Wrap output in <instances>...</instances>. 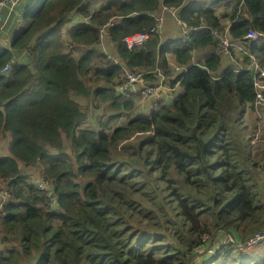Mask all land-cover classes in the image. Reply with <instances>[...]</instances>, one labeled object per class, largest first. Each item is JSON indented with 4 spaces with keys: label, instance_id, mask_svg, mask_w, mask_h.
Here are the masks:
<instances>
[{
    "label": "trees",
    "instance_id": "obj_1",
    "mask_svg": "<svg viewBox=\"0 0 264 264\" xmlns=\"http://www.w3.org/2000/svg\"><path fill=\"white\" fill-rule=\"evenodd\" d=\"M217 1L32 0L26 7L13 51L0 48V70L18 57L0 73V138L9 137L0 155V264H222L243 252L223 238L241 243L264 229V155L252 144L258 121L248 117L256 110L254 74L238 66L251 56L234 49L230 63L213 33L228 27L264 65V38H246L251 28L264 33V0H236L223 14ZM164 5L194 26L187 39L167 13L161 35L129 49L124 37L150 31ZM109 20L107 42L120 64L96 45ZM126 70L166 86L147 111L113 87ZM91 73V82L103 83H88ZM90 104L104 112L96 127L81 124ZM31 167L51 193L33 182ZM257 258L264 264L262 253Z\"/></svg>",
    "mask_w": 264,
    "mask_h": 264
},
{
    "label": "built area",
    "instance_id": "obj_2",
    "mask_svg": "<svg viewBox=\"0 0 264 264\" xmlns=\"http://www.w3.org/2000/svg\"><path fill=\"white\" fill-rule=\"evenodd\" d=\"M31 3L32 0H0V32L6 33L13 22H18L21 19L23 13L25 12L26 7L29 6ZM176 12L177 11L174 7H167L166 5H164L163 13L156 17V25H154L150 29V31L134 32L124 37L127 47L129 49L140 47L145 44L146 41L153 34L161 35L165 20L167 18V13L171 14L170 16L175 17L177 31L183 34L184 39L186 40L189 31L194 29V26L187 22L185 19L177 16ZM112 25V20H109L99 27L96 45L101 49H105V51L107 50V48L104 46L105 43H107L108 39L112 38L113 36L110 30V26ZM213 33L217 41V46L215 48L216 52L224 56L225 59L230 61V63H232L233 61L237 62L236 56L233 54L234 49L240 50L243 53H246L251 56V61L247 66H245L242 62H238V66L239 70H246L248 68L253 69L254 84L256 89L255 107L258 113L260 112V110H262V114L264 115V65L260 64L259 60L253 54L245 50L240 42H234L231 40L230 36L228 35V28H225V30H214ZM262 37L264 38V33L260 32L255 28L249 29L246 35V38L252 39H260ZM6 46L13 51V48L10 44H7L5 43V41L0 39V48H4ZM108 57L115 64H120L118 58H115L112 55H109ZM17 59V55L13 53L10 59L1 68L0 73L4 74L10 71L13 65L17 62ZM176 69H179V67L177 66ZM157 70L161 76L165 77L161 69ZM146 74V71L126 70L121 80L114 84L113 87L119 95L124 96L126 99L132 96H136L143 99L149 98L151 99L149 103L151 107H153L154 102L161 98L162 89H165L166 86L162 81L158 85H147L145 76ZM32 180L34 183H38V186L42 189H47L49 185L48 180L42 177V175L36 177L35 179L32 178ZM48 190L49 193H51V188ZM3 193L5 194V191ZM7 197H5L4 201L8 199ZM55 202L56 199L53 198L52 203ZM3 204L4 203L2 202L0 205V215L3 211ZM262 240H264V229H261L255 232L252 236L245 238L241 243H237L234 236L229 235L226 238H223V244L235 243L241 249L260 243Z\"/></svg>",
    "mask_w": 264,
    "mask_h": 264
},
{
    "label": "rangeland",
    "instance_id": "obj_3",
    "mask_svg": "<svg viewBox=\"0 0 264 264\" xmlns=\"http://www.w3.org/2000/svg\"><path fill=\"white\" fill-rule=\"evenodd\" d=\"M93 8L98 9L99 5H96ZM162 13H163V11H162ZM104 46L110 51H111V49L114 50V47H115V46H110V44L108 42L105 43ZM68 51H69V47L67 48V52ZM111 55L115 57V55H113L112 51H111ZM238 56H239V54H238ZM21 57L24 58V55L21 56ZM197 58H198V54H196L194 59L196 60ZM91 76H92V73L90 75H87L86 76V80H87L88 83L94 84L93 82H91V80H92ZM93 78L95 79L94 75H93ZM102 83H103V81H99V82L97 81L96 84H94V85H98V84L101 85ZM180 92H181V90H178L176 92H171L169 94V97H168L169 99L167 100V102L171 103L174 100V98ZM132 97H136V96H132ZM132 97H130V98H132ZM139 101H140V103L138 105H139L140 108H139L138 111L144 112V111H142L143 107H144V110L147 111L149 109V105H150V103H148V102L151 101V99H149V98H144V99L143 98H139ZM89 110H90L89 111V116L90 117L88 118V120L86 122H82L81 124L90 123L91 120H92V123H93V119H95L96 113H99V114H97L96 119H99L100 117L103 119L104 116H101V114H100V112L104 113L102 111V108L98 109L93 104H90ZM248 117H249V123H250V120L253 121V120L257 119V121H258L257 122L258 123V130H257L255 136L253 137L252 144H254L256 146L255 149H257V153L264 155V136L263 135L261 136V133H263V131H264V115L262 114V110H260L259 113H258V111L254 110L250 114V116H248ZM121 121H122V119H119V120L115 121L114 125L117 126L119 123H121ZM92 127H96V124L93 123ZM249 129H250V126H249ZM261 139H262V142H260ZM1 143H3V142H1ZM1 145L2 144H0V155L4 154L5 152H8V147L7 148L6 147L3 148ZM46 147H48V145ZM67 150L69 152L71 151L70 148H68ZM257 153L253 154L254 158H256ZM29 171H33L36 177L40 176V171L37 168L33 169V167H31ZM35 176H31V178L35 179L36 178ZM51 187H52V184L49 183V185H48L46 190L50 189ZM48 193H49V190H48ZM0 209H1V207H0ZM241 249H242L243 252L236 251V250H234L232 252V254L236 256L235 259L233 258L231 253L226 254V256L223 257L224 261H223L222 264H257V262L259 260V258H257V253H262L264 255V240H262L260 243L252 245L250 247H244V248H241ZM220 259H222V257ZM202 260H203V258H200L199 262H201ZM212 264H219V262H214Z\"/></svg>",
    "mask_w": 264,
    "mask_h": 264
},
{
    "label": "crops",
    "instance_id": "obj_4",
    "mask_svg": "<svg viewBox=\"0 0 264 264\" xmlns=\"http://www.w3.org/2000/svg\"><path fill=\"white\" fill-rule=\"evenodd\" d=\"M198 1H206V0H198ZM207 1H212V0H207ZM235 1L236 0H218L215 3L214 7H215V9H216V11L218 13H220V14L222 13L223 14L224 12L228 11L232 7V5L235 3ZM223 20L225 21L226 19L224 18ZM11 25L12 26L9 27V29H8V31L6 33L5 32H0V36H2V37L5 36L6 40L12 38L14 32L17 29L18 22H13ZM8 141H9V137L8 136H6L5 140H3V141L0 138V144H2L1 146L3 148H5V147L7 148L8 147ZM1 142H3V143H1Z\"/></svg>",
    "mask_w": 264,
    "mask_h": 264
},
{
    "label": "clouds",
    "instance_id": "obj_5",
    "mask_svg": "<svg viewBox=\"0 0 264 264\" xmlns=\"http://www.w3.org/2000/svg\"><path fill=\"white\" fill-rule=\"evenodd\" d=\"M226 28H228V27H226ZM3 41H5V43L11 45V39H7V40H6L5 36L3 37Z\"/></svg>",
    "mask_w": 264,
    "mask_h": 264
},
{
    "label": "bare ground",
    "instance_id": "obj_6",
    "mask_svg": "<svg viewBox=\"0 0 264 264\" xmlns=\"http://www.w3.org/2000/svg\"><path fill=\"white\" fill-rule=\"evenodd\" d=\"M12 26V25H11Z\"/></svg>",
    "mask_w": 264,
    "mask_h": 264
}]
</instances>
